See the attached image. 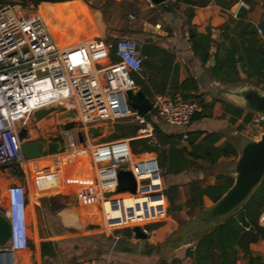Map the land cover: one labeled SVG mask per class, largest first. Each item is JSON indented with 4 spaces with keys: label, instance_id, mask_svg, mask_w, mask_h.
<instances>
[{
    "label": "crops",
    "instance_id": "obj_1",
    "mask_svg": "<svg viewBox=\"0 0 264 264\" xmlns=\"http://www.w3.org/2000/svg\"><path fill=\"white\" fill-rule=\"evenodd\" d=\"M16 1H21L23 4L24 1L29 3L28 6L31 10L40 5H35L31 0ZM136 3L139 11L158 13L157 21L160 23L154 25H159L160 28L145 29V22L140 21L137 23V28H127L125 33H122L123 30H116L112 34L116 39L113 41L110 34V41L107 39L105 41L115 43L119 39H131L140 43L141 47L144 42H150L164 49L172 56L171 65L172 68H177L178 82L181 83L190 78L195 80L197 91L192 94L198 96L202 101V105L199 104L202 112L198 114L197 118L193 117L189 125L183 129L170 127L158 117L153 122V126H156L162 134L181 136L179 142L173 146L171 154L169 145L163 147L157 145L160 149L159 152L165 151V158H160L156 153L148 154L156 157L157 162H161L162 169L168 170L165 171L167 177H162L164 192L166 188H174L176 197L172 201L168 200L167 218L162 220L163 223L155 230L151 240L137 241L131 230L126 235H122L110 229H104L101 224L100 232L95 233L90 228L88 218L85 220L86 216H90L92 207L97 208L99 212L93 179L94 171L87 152L75 150L51 153L52 151H48L39 158L27 160L24 164V172L21 170L23 176L15 175L19 179L12 176L6 179L0 177V199L4 197L6 189L11 184H20L26 187L30 241L29 249L25 252L34 254L35 260L37 257L41 260V243L50 242L55 249V256L49 258L52 264H152L151 259L145 260L140 256L127 254L128 249L157 246L163 243L194 215L202 209L210 207L213 202L206 195L199 196L198 191L206 187L224 184L229 177L217 174L216 167L234 161L237 156L220 157L214 165H211L208 161L197 157L199 153L195 148L202 144L219 149L230 145L235 150L229 140L232 133L242 132L250 136L246 128L249 124L252 126L255 115L231 104L216 92L210 85L209 72L215 65L216 47L228 46L236 38L240 29L236 28V24L240 20L238 17L240 12L244 15L243 24L251 22L256 30L259 40L256 45H262L264 48V28L260 25L261 22L264 24V14L261 11L264 9V0H171V12H166L159 6L149 5L146 0H136ZM65 9L67 15L64 18H58L56 15L54 21L64 36L72 35L74 31H80L81 35L87 37L82 39V35L80 41H87L95 37L92 23L78 8L67 2ZM189 14H191L189 25L198 33L207 34L211 41L210 59L205 64H201L194 55L191 43L188 41ZM130 15H127V21L132 23L135 18L131 15L133 18L129 19ZM250 16L256 21H250L248 19ZM111 27L113 26L108 24V28ZM258 27L262 29V34L257 33ZM143 35L147 40L141 43L139 37ZM53 36L55 37L54 34ZM55 38L64 46L72 44V37L67 41ZM238 70L239 77L244 79L245 76L239 66ZM168 76L169 81L171 72ZM137 77L150 91L149 100L154 95L161 94L155 87L158 81L155 72L143 68L140 75L133 74L135 82ZM255 81L256 79L252 78L247 83L254 85ZM135 86L136 89H140L137 82ZM256 87L264 88V84ZM165 92L171 93L167 96L173 97L171 96L173 90L169 87L164 91V95L167 94ZM175 98H179V92L175 93ZM62 124L64 123L60 125ZM32 129L33 127L29 131V140L35 141L41 137L43 131ZM66 134L70 138H75L76 130H71ZM183 134L186 135L185 139H183ZM207 134L216 137L214 143L204 142L203 139ZM134 140L138 139L132 141ZM97 143L99 142L95 144ZM61 158L71 163L69 169L64 168ZM44 163H48V166H44ZM32 167L35 170L40 169L35 182L32 179ZM176 208H178L177 211ZM171 210H175V212ZM48 229L49 234L47 233ZM143 230L148 237L147 230L144 228ZM31 246L32 251H30ZM194 246L188 248L193 249ZM235 247V254L227 249V253L230 255L227 262L223 260L220 249L215 247L211 248L214 255L204 258L199 264H264V239L260 238L256 242L250 243L247 246V251ZM188 248L179 250L167 263L196 264L194 257L189 256L186 252ZM205 249L208 247H204L203 251ZM249 258H253L254 262H251Z\"/></svg>",
    "mask_w": 264,
    "mask_h": 264
},
{
    "label": "built area",
    "instance_id": "obj_2",
    "mask_svg": "<svg viewBox=\"0 0 264 264\" xmlns=\"http://www.w3.org/2000/svg\"><path fill=\"white\" fill-rule=\"evenodd\" d=\"M146 2L152 5L150 0ZM22 5L21 1L14 5L0 4V169L15 165L24 172L27 160L22 156L18 132L21 126L28 132L34 128L31 116L35 111L57 108L55 118L72 113L73 117L63 119L62 123L80 121L88 130L119 120L135 122L142 127L134 138L91 145L87 140L88 132L83 133L86 145L81 146L77 136L69 137L63 141L61 151L87 152L104 229L165 219L164 186L156 157H132L133 139L157 145L153 124L146 116L141 117L137 111L129 109L126 97L128 91L136 89L131 75H140L143 71L141 44L131 39L109 43L93 37L63 46L57 43L46 18L39 13L40 5L32 13L24 12ZM132 18L130 15L129 19ZM159 28V25L154 26V29ZM257 33H263L260 27ZM150 101L152 112L174 128L187 127L191 119L202 112L194 100L156 94ZM252 126L251 137L258 139V134L264 130V116L255 115ZM25 141H30L29 137ZM119 170L133 175L134 194L116 191ZM113 193L119 195L107 196ZM0 215L10 227L7 242L0 246V264H22L21 254L29 249L30 241L25 186H8L0 199ZM258 225L264 229V208Z\"/></svg>",
    "mask_w": 264,
    "mask_h": 264
},
{
    "label": "water",
    "instance_id": "obj_3",
    "mask_svg": "<svg viewBox=\"0 0 264 264\" xmlns=\"http://www.w3.org/2000/svg\"><path fill=\"white\" fill-rule=\"evenodd\" d=\"M150 3L153 6L161 7L166 12L172 10L171 0H150ZM92 12L97 15L95 11ZM95 37L104 39L99 35ZM209 78L211 87L231 104L254 115L264 116V88L247 82L225 83L211 76ZM126 97L129 106L137 111L139 116L144 117L153 111L151 101L140 89L128 91ZM58 112L57 108L35 111L31 116V121L37 130L42 129L43 126L53 127L55 113ZM69 117H73V114H59L57 119L63 120ZM62 129L64 131L76 130L79 144L86 145V140L81 134L82 122H66L62 124ZM88 132L92 137H97L101 134V127H90ZM28 137V129L21 126L18 138L22 142L21 151L25 160L39 158L47 151L60 152L62 150V143L56 141L58 136H50L46 141H25ZM229 140L237 152L236 159L217 166L216 173L232 179L231 187L210 207L202 209L188 222L181 225L163 243L157 246L128 249L127 254L140 256L145 260L151 259L154 264L170 262L179 250L195 245L202 237L223 225L230 218H234L245 230L255 232V229L246 220L243 207L264 178V130L258 134V139L242 132H234L229 136ZM117 176V192L127 191L132 194L136 192V182L129 171L119 170ZM130 228L135 240L142 241L147 237L141 226L134 224ZM9 236V224L5 217L0 215V246L7 242Z\"/></svg>",
    "mask_w": 264,
    "mask_h": 264
},
{
    "label": "trees",
    "instance_id": "obj_4",
    "mask_svg": "<svg viewBox=\"0 0 264 264\" xmlns=\"http://www.w3.org/2000/svg\"><path fill=\"white\" fill-rule=\"evenodd\" d=\"M1 1V0H0ZM35 5H39L43 2L59 4L57 16L62 17L63 9L66 8V3L70 0H31ZM264 14V9L261 10ZM191 14L188 15V28L187 37L191 43V50L194 55L198 58L201 64H205L210 59L211 41L209 36L206 34L198 33L192 26L189 25V19ZM239 22L236 24V28H240L236 34V38L230 42L228 46L223 48L216 47L214 53L215 65L211 68L209 74L212 78L218 79L225 83H238V82H249L252 78H255V86L264 84V48L262 45L257 46L258 38L256 36V30L251 22L246 25L243 24L244 15L241 12L238 14ZM250 21H256L252 16L248 18ZM260 25L264 28L263 22ZM241 26H244L243 28ZM141 53L144 57L143 68L146 70H152L157 74L158 81L156 83V90L159 93H164L166 89L173 90L171 96L175 98V93L179 92V98L182 100H195L198 104L202 105V101L198 96L192 94L197 91L196 81L192 78L186 79L179 83L177 79V68H172L171 58L172 56L164 49L152 44L150 42H144L141 47ZM244 74L245 78L239 77V70ZM171 72V80L168 81V75ZM136 82L140 85V90L144 95L149 98L151 93L143 82L137 77ZM198 114L194 116L197 118ZM155 137L157 145L160 147L169 145L170 154L173 152V146L176 145L181 136L165 135L162 134L156 126H154ZM134 136V135H132ZM125 136L124 134L119 135L117 138L132 137ZM214 136L207 134L204 137V142L214 143ZM191 141V140H189ZM136 144H142L148 154L156 153L160 158H165V151L158 152L157 146L148 144L147 140H134L131 141V148L133 150ZM195 150L199 153L197 156L200 159L208 161L211 165H214L220 157L236 156V151L232 146L227 145L223 148H213L207 145H200ZM175 152V151H174ZM51 153H54L53 151ZM135 154V152H134ZM196 157V156H195ZM32 179L36 181L37 174L40 169L35 170L32 167ZM15 175L22 177L23 172L21 169L14 171ZM222 177V176H221ZM233 180L227 178L224 184L214 185L206 187L205 189L199 190V196L206 195L214 203L222 194L231 187ZM264 187V178L258 188L255 190L249 201L243 207L245 211V217L247 218V206L253 200L256 191ZM178 208H176L177 210ZM90 223V228L93 232H100V212L97 208H91L90 216L85 217ZM162 221V220H158ZM161 224L154 225L155 228L160 227ZM250 225L255 229V232L245 230L240 226L234 218L228 219L223 225L216 227L211 233L202 237L194 246L193 249L188 248L186 252L189 256H193L196 264H199L201 260L206 257H212L213 250L215 247L220 249L221 256L225 262L230 255L227 253V249H230L235 254V246L245 249L250 243L256 242L258 239H264V229L257 226ZM208 247L203 251L204 247ZM212 248V249H211ZM41 255L43 258H52L55 256V249L52 247L50 242H42L40 245ZM193 250V251H191ZM251 262H254L253 258H249ZM156 264H166L164 262H157Z\"/></svg>",
    "mask_w": 264,
    "mask_h": 264
},
{
    "label": "rangeland",
    "instance_id": "obj_5",
    "mask_svg": "<svg viewBox=\"0 0 264 264\" xmlns=\"http://www.w3.org/2000/svg\"><path fill=\"white\" fill-rule=\"evenodd\" d=\"M81 1L86 3L92 11L96 12L98 20H99L100 24L102 25L101 29L98 31L97 34L99 36L104 37V39H107L108 41H110L109 40L110 34H111L113 41L116 39L115 36H112V34L115 33L114 31L123 30L122 33H125L127 28H137L136 27L138 25L137 23L140 21L145 22V25H144L145 29H147V28L153 29L155 26L154 25L155 23H160L157 21L158 20V16H157L158 13L139 11L136 0H119L117 2L114 0H81ZM15 2H17V1L16 0H1L0 4L14 5ZM28 5H29V3L24 1V4L22 5V10L24 12L29 13V12H35L36 11V9H37L36 6L34 7L35 9L31 10V8H29ZM128 14L133 15L135 18L132 23H129L127 21V15ZM66 15H67L66 9L64 8L62 17L64 18ZM62 17H60V18H62ZM159 18H161L160 15H159ZM54 21L55 20L51 21L50 25H51V31L55 35V37H57L58 39H62L64 41L70 40L72 35L70 34V35L64 36L61 33L60 28L55 24ZM108 24H111V26H113V27L108 28ZM85 38H87V37H85L83 35L82 39H85ZM146 40H147V38L145 37V35L139 37V41L141 43H143ZM131 79L136 84V82L133 79V75H131ZM165 93H167L166 95L171 94L169 92H165ZM161 94H164V93H161ZM128 107H129V109H132L130 106H128ZM56 118L54 119L53 127L43 126V128L41 129L43 131L41 137H43V139L46 140L50 136L60 135V137L63 138V141H67L70 136H68L66 134V132H69V131L65 132L62 129V125H60L63 121L58 120ZM146 118L148 121H150L153 124L155 118H157V115L155 114V112H151V113L146 115ZM99 126L101 127V134L99 136H97V138H93L90 134H87L88 129L83 128L81 130L82 135H83V133L87 134L88 141L91 145H94L96 142L100 143V142H108V141L115 140V138H117L121 134H124L125 136H132V135L135 136L137 134V130L142 127L135 122L130 123L126 120H119V121H116L114 123H106V124H102ZM32 130H35V126ZM246 130L249 132V135L251 137L252 131H253V126H251V124H249L247 126ZM34 137H35V135L33 136V138ZM152 146H157V145H152ZM159 150L160 149L158 148V152H159ZM134 152H135V154H134ZM132 154H133L132 155L133 158H140L143 155H148V152L142 144H136L132 150ZM158 165L160 168L161 176L164 178L167 177L165 175V173L168 170H166L165 168L162 169L161 162H158ZM18 169H19V167L15 166V165L9 166L6 168H2V169H0V177L4 178V179L9 178L11 176L17 177V176H15L14 171L18 170ZM116 195H119V194L113 193V194H109L107 196H116ZM164 197H165L166 212H167V211H169L168 200L171 199V201H172L176 197L175 189L174 188H168V189L166 188V190L164 192ZM263 208H264V187H260L256 191L253 200L247 206V218H246V220L249 222V224L251 223L252 225L257 226L258 219H259V216H260ZM171 211L175 212V210H171ZM162 223H163V221H153V222H146V223L139 225L142 228L146 229L147 232L149 233V236L146 237L142 241H147V239L151 240L153 238V234H154L155 230H157L159 228V227L155 228L154 225L162 224ZM110 230L115 231L118 234L126 235V233L128 231H130L131 228H130V226H124V227L113 228ZM47 233L49 234V229H48ZM30 251H32V246L30 247ZM21 256L23 258L22 264H52L51 260L49 258L47 259V258L41 257V260H40L37 257V260H35L34 254H32L30 252H25V253L23 252L21 254ZM152 264H154V263H152Z\"/></svg>",
    "mask_w": 264,
    "mask_h": 264
},
{
    "label": "bare ground",
    "instance_id": "obj_6",
    "mask_svg": "<svg viewBox=\"0 0 264 264\" xmlns=\"http://www.w3.org/2000/svg\"><path fill=\"white\" fill-rule=\"evenodd\" d=\"M68 3L73 4L76 8H78L90 20V22L92 23L93 34L95 36H98L97 33L101 29L102 25L100 24L97 15H95L90 10V8L86 4H84L82 1H80V0H72V1H68ZM58 9H59V4H57V3L56 4L43 3L38 8L39 13L44 15V17L46 18V21H47L50 29H51L50 22L55 20L57 12H58ZM81 37H82V35H81L80 31H74L72 33V44L71 45L79 43L80 40H81ZM55 40L57 41V43L63 45L56 38H55ZM60 160H61V163H62V165L64 166L65 169H69L71 167V163L69 161H67L66 159L61 158ZM45 161H47V160H45ZM45 165L48 166V163L47 164L44 163V166Z\"/></svg>",
    "mask_w": 264,
    "mask_h": 264
},
{
    "label": "flooded vegetation",
    "instance_id": "obj_7",
    "mask_svg": "<svg viewBox=\"0 0 264 264\" xmlns=\"http://www.w3.org/2000/svg\"><path fill=\"white\" fill-rule=\"evenodd\" d=\"M57 136H58V138L56 139V141H60L62 143V145H63V138L60 137V135H57ZM38 140L46 141L45 139H43V137H40L39 139H37L35 141H38Z\"/></svg>",
    "mask_w": 264,
    "mask_h": 264
}]
</instances>
